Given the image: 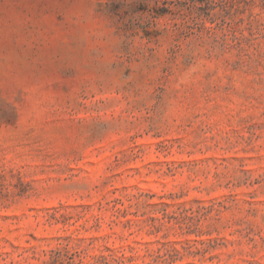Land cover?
I'll list each match as a JSON object with an SVG mask.
<instances>
[{"label": "rangeland", "instance_id": "obj_1", "mask_svg": "<svg viewBox=\"0 0 264 264\" xmlns=\"http://www.w3.org/2000/svg\"><path fill=\"white\" fill-rule=\"evenodd\" d=\"M0 264H264V0H0Z\"/></svg>", "mask_w": 264, "mask_h": 264}]
</instances>
